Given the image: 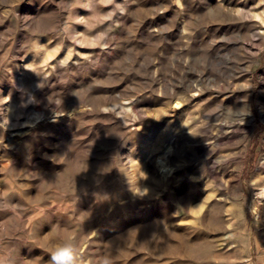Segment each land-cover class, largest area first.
Instances as JSON below:
<instances>
[{"label": "rangeland", "instance_id": "obj_1", "mask_svg": "<svg viewBox=\"0 0 264 264\" xmlns=\"http://www.w3.org/2000/svg\"><path fill=\"white\" fill-rule=\"evenodd\" d=\"M263 159L264 0H0V264H264Z\"/></svg>", "mask_w": 264, "mask_h": 264}, {"label": "bare ground", "instance_id": "obj_2", "mask_svg": "<svg viewBox=\"0 0 264 264\" xmlns=\"http://www.w3.org/2000/svg\"><path fill=\"white\" fill-rule=\"evenodd\" d=\"M249 85V84H248ZM239 104V105H238ZM237 105H234L233 107L229 108V121L227 122L228 126H234L236 127L235 129L237 130L241 126H245L246 123L250 121V111H245V108H247V104L244 103H239ZM247 114V117L244 115ZM247 118V119H246ZM243 120H245L243 122ZM226 124V125H227ZM227 127V126H226ZM240 129V128H239ZM234 130V129H233ZM173 150V146L171 143H168L163 151L157 156L156 158V164L160 170V172L164 175L167 176L172 172V168L169 166L167 162V155L171 153ZM264 160V159H263ZM259 169H264V162ZM258 180L263 179L264 176L261 174L257 175ZM259 196H261V200L264 199V183H261V185L258 188V192H256ZM263 203V202H262Z\"/></svg>", "mask_w": 264, "mask_h": 264}, {"label": "clouds", "instance_id": "obj_3", "mask_svg": "<svg viewBox=\"0 0 264 264\" xmlns=\"http://www.w3.org/2000/svg\"><path fill=\"white\" fill-rule=\"evenodd\" d=\"M75 249L69 241H65L49 253L50 264H77Z\"/></svg>", "mask_w": 264, "mask_h": 264}]
</instances>
